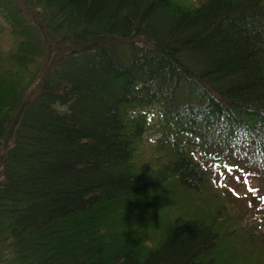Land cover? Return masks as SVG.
<instances>
[{
    "label": "trees",
    "instance_id": "trees-1",
    "mask_svg": "<svg viewBox=\"0 0 264 264\" xmlns=\"http://www.w3.org/2000/svg\"><path fill=\"white\" fill-rule=\"evenodd\" d=\"M5 25L0 264H264V0H0Z\"/></svg>",
    "mask_w": 264,
    "mask_h": 264
},
{
    "label": "rangeland",
    "instance_id": "rangeland-1",
    "mask_svg": "<svg viewBox=\"0 0 264 264\" xmlns=\"http://www.w3.org/2000/svg\"><path fill=\"white\" fill-rule=\"evenodd\" d=\"M3 22V21H2ZM4 23V22H3ZM5 28V34L4 35H1L0 34V41H2L1 43L3 44V47L4 48H7L9 46V42L10 40H8L7 38V35L9 34V27L7 25L3 26ZM155 138V137H154ZM153 138V139H154ZM152 139V140H153ZM232 180L234 182V185L232 186L233 188L236 189V191H238L237 193L239 195H245L247 194L248 192H250V188H257V187H261V183L258 179H255V178H245V179H241V176L240 175H234V177H232ZM238 181V183H236ZM231 180H225V182L223 184H231ZM238 185L237 186H235Z\"/></svg>",
    "mask_w": 264,
    "mask_h": 264
},
{
    "label": "clouds",
    "instance_id": "clouds-1",
    "mask_svg": "<svg viewBox=\"0 0 264 264\" xmlns=\"http://www.w3.org/2000/svg\"><path fill=\"white\" fill-rule=\"evenodd\" d=\"M69 104H61L59 101H57L55 104L52 105L53 110L58 115H64L66 113H69Z\"/></svg>",
    "mask_w": 264,
    "mask_h": 264
}]
</instances>
